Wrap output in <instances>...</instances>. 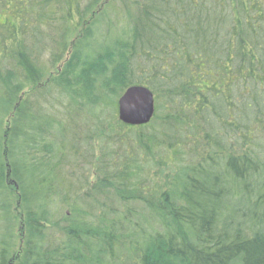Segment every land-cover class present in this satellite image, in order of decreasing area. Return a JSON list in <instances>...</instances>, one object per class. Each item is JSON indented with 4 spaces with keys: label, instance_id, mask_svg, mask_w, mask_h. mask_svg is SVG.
Returning a JSON list of instances; mask_svg holds the SVG:
<instances>
[{
    "label": "trees",
    "instance_id": "1",
    "mask_svg": "<svg viewBox=\"0 0 264 264\" xmlns=\"http://www.w3.org/2000/svg\"><path fill=\"white\" fill-rule=\"evenodd\" d=\"M0 264H264V0H0Z\"/></svg>",
    "mask_w": 264,
    "mask_h": 264
},
{
    "label": "water",
    "instance_id": "2",
    "mask_svg": "<svg viewBox=\"0 0 264 264\" xmlns=\"http://www.w3.org/2000/svg\"><path fill=\"white\" fill-rule=\"evenodd\" d=\"M155 113V97L147 87L132 86L118 100V119L127 126L148 125Z\"/></svg>",
    "mask_w": 264,
    "mask_h": 264
}]
</instances>
